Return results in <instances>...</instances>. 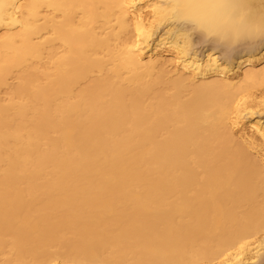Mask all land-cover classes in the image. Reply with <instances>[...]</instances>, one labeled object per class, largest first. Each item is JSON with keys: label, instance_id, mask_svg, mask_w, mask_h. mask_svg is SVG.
I'll use <instances>...</instances> for the list:
<instances>
[{"label": "bare ground", "instance_id": "bare-ground-1", "mask_svg": "<svg viewBox=\"0 0 264 264\" xmlns=\"http://www.w3.org/2000/svg\"><path fill=\"white\" fill-rule=\"evenodd\" d=\"M188 2L0 0V264H264V0Z\"/></svg>", "mask_w": 264, "mask_h": 264}, {"label": "clouds", "instance_id": "clouds-1", "mask_svg": "<svg viewBox=\"0 0 264 264\" xmlns=\"http://www.w3.org/2000/svg\"><path fill=\"white\" fill-rule=\"evenodd\" d=\"M187 13L197 19L213 22L218 10L227 8L223 0H190L183 5Z\"/></svg>", "mask_w": 264, "mask_h": 264}, {"label": "rangeland", "instance_id": "rangeland-1", "mask_svg": "<svg viewBox=\"0 0 264 264\" xmlns=\"http://www.w3.org/2000/svg\"><path fill=\"white\" fill-rule=\"evenodd\" d=\"M12 81H13V80H11L10 82H12ZM5 92H6L5 90L2 91V94H1L2 97H4Z\"/></svg>", "mask_w": 264, "mask_h": 264}]
</instances>
